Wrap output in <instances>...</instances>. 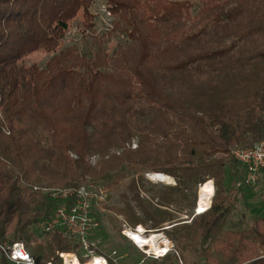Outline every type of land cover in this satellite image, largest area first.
Returning <instances> with one entry per match:
<instances>
[{
	"label": "trees",
	"instance_id": "16d2710c",
	"mask_svg": "<svg viewBox=\"0 0 264 264\" xmlns=\"http://www.w3.org/2000/svg\"><path fill=\"white\" fill-rule=\"evenodd\" d=\"M103 1L112 19L98 32L88 11L95 0H0V241L23 242L37 264H62L58 252L76 244L42 229L58 201L34 187L112 173L106 188L131 174L141 205L137 184L152 171L175 182L158 208L123 213L131 227L149 220L173 242L175 254L154 264H264L250 261L263 255V216L224 229L245 186L230 150L264 138V80H247L264 69V0ZM36 53L45 57L29 62ZM134 136L137 147L125 148ZM114 147L123 149L89 164ZM209 179L212 203L195 213L196 189ZM178 198L189 202V221L159 209Z\"/></svg>",
	"mask_w": 264,
	"mask_h": 264
},
{
	"label": "rangeland",
	"instance_id": "374dc122",
	"mask_svg": "<svg viewBox=\"0 0 264 264\" xmlns=\"http://www.w3.org/2000/svg\"><path fill=\"white\" fill-rule=\"evenodd\" d=\"M106 7V4L103 0H95V2L88 8V11L93 13L95 17V27L98 32L103 31L107 20H104V14H102L101 9L102 7ZM112 16V15H111ZM110 16V18H111ZM112 19V18H111ZM81 22V17L78 16L76 20L70 26V32L67 36L68 43L75 42L78 38V23ZM103 29V30H102ZM45 57V56H44ZM42 53L32 54L28 57V61H40L43 60ZM261 67H258L260 69ZM249 85L251 87L257 86L258 83L264 80V69L259 71L258 73H253L247 79ZM170 82H176V79H169ZM232 80L231 83L234 84ZM248 82L245 85H248ZM168 91V88H167ZM138 112L134 114L131 118V126L135 129L136 133L138 134L139 128V120L140 118H144L145 109L139 107ZM125 148L134 149L137 147V137H133L130 142H127L124 146ZM123 148H110L106 154H93L87 157L89 164L93 167L97 166L98 163L102 160H106L111 155H118L120 154ZM220 155H217L219 157ZM231 156V155H229ZM232 157V156H231ZM157 172H145L143 173V180L139 181L137 184V188L139 191L140 198L142 203H138L134 199V192L130 188V179L131 174L127 177L123 178L122 180L118 181L116 184L106 187L107 190V199L106 201L98 206V210L96 211V219L98 221V227L94 231V235L100 239V248L103 253L108 255L111 260L115 264H154L152 260L160 261L159 259H154L151 256H147L141 249L136 247L127 237L124 236L122 233L123 224L127 223L131 226V224L127 221L125 214L123 211L131 209L137 217L144 218L143 214V207L154 211L157 204L159 205V196L162 192L165 191V187L167 185H173L174 179L170 176L169 179L164 180L160 177H152L153 174ZM263 174V175H262ZM244 176V175H243ZM242 176V178H243ZM91 177H86V180L83 183L88 181H96L101 183L104 186L108 185V182L113 181L114 177L112 173H106V175L98 178L90 179ZM207 182H211L213 185V194L210 197L208 204L206 207L211 205L213 196L215 194L216 188L214 182L209 179ZM206 182V183H207ZM82 183V184H83ZM204 183V184H206ZM202 185V184H201ZM199 187L196 189V200H195V207L198 205V191ZM235 187V186H234ZM233 189H236L233 188ZM242 191L235 192L237 193V203L236 208L232 211L225 219L224 229H247L252 218H256L258 216L264 217V171L260 173L259 179L257 183L254 185L244 186L241 188ZM189 202L184 199H177V201L167 205V207L159 206V209L167 210L175 219H183L188 220L187 217V210H188ZM208 209V208H207ZM196 210V209H195ZM168 223H164L163 226L167 225ZM145 228L146 232L144 233L145 236L150 235L151 233H160L163 237H166V234L163 231H157L156 229L150 228V221L148 220L146 224H142ZM142 227V229H143ZM167 228L169 226H166ZM40 230V228H39ZM38 231V229H37ZM168 239V238H167ZM170 243L173 242L168 239ZM116 254H113V252ZM174 253V245L173 249L170 253ZM120 254V256H118ZM175 254V253H174ZM164 258V257H162ZM258 258L264 259V251L263 255L257 256L250 261L256 260ZM83 260V259H81ZM196 261L200 262V259H196ZM202 261V260H201ZM63 264V263H62ZM174 264H180V261L175 262Z\"/></svg>",
	"mask_w": 264,
	"mask_h": 264
},
{
	"label": "built area",
	"instance_id": "2783aa9c",
	"mask_svg": "<svg viewBox=\"0 0 264 264\" xmlns=\"http://www.w3.org/2000/svg\"><path fill=\"white\" fill-rule=\"evenodd\" d=\"M102 14L106 24L110 27L112 18L106 7H102ZM111 16V18H110ZM230 154L244 166V176L242 182L237 185H254L259 179V175L264 170V138L260 139L251 147L234 146ZM48 194L57 200L51 217L44 223V231H58L69 237L76 244L72 252H58L63 264H70L72 258L80 264H84L90 259L99 257L110 264L106 255L100 253V239L94 235L98 227L96 211L98 206L107 199V190L104 185L96 181H88L75 187L45 188L34 187ZM210 199V198H209ZM209 205L200 209L197 205L195 213L205 211ZM146 230L140 227H131L127 223L123 224L122 233L136 247L141 249L147 256L154 259L164 257L173 249V244L166 238L165 242L159 243L158 250H150L146 246L139 245L131 235L137 233L144 235ZM167 245L164 250V245ZM113 254H116L114 251ZM0 256L7 259L9 264H37L33 256L27 251L25 244L21 241H0ZM83 259V260H81ZM47 264H52L48 262Z\"/></svg>",
	"mask_w": 264,
	"mask_h": 264
},
{
	"label": "bare ground",
	"instance_id": "6f19581e",
	"mask_svg": "<svg viewBox=\"0 0 264 264\" xmlns=\"http://www.w3.org/2000/svg\"><path fill=\"white\" fill-rule=\"evenodd\" d=\"M152 177H160L162 180H164V176L162 174H153ZM213 194V185L211 182H207L206 184H202L199 187L198 191V207L200 209L205 208L206 205L208 204L209 198ZM134 238L135 241L139 243L141 246H146L150 250H158L159 243L160 242H165L166 237H163L162 234L160 233H151L148 236H143L137 233H132L131 234ZM167 245H164V250H166ZM73 261H71L70 264H80L76 261V259L72 258ZM84 264H106L105 261L99 257H96L95 259H90Z\"/></svg>",
	"mask_w": 264,
	"mask_h": 264
},
{
	"label": "water",
	"instance_id": "95a60500",
	"mask_svg": "<svg viewBox=\"0 0 264 264\" xmlns=\"http://www.w3.org/2000/svg\"><path fill=\"white\" fill-rule=\"evenodd\" d=\"M165 228H167V227H165Z\"/></svg>",
	"mask_w": 264,
	"mask_h": 264
},
{
	"label": "crops",
	"instance_id": "0c3cea01",
	"mask_svg": "<svg viewBox=\"0 0 264 264\" xmlns=\"http://www.w3.org/2000/svg\"><path fill=\"white\" fill-rule=\"evenodd\" d=\"M263 175V174H262Z\"/></svg>",
	"mask_w": 264,
	"mask_h": 264
}]
</instances>
